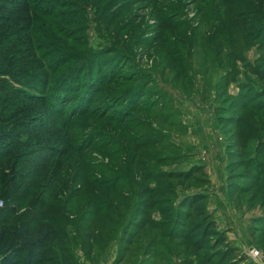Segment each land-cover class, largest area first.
Instances as JSON below:
<instances>
[{"label": "rangeland", "instance_id": "374dc122", "mask_svg": "<svg viewBox=\"0 0 264 264\" xmlns=\"http://www.w3.org/2000/svg\"><path fill=\"white\" fill-rule=\"evenodd\" d=\"M69 1L34 41L28 69L40 82L3 71L14 90L0 92V116L38 148L35 193L50 190L80 264H214L212 242L177 235L187 195L202 196L216 231L264 263V225L252 224L264 211V0ZM66 137L75 149L61 156ZM10 173L16 184L24 176Z\"/></svg>", "mask_w": 264, "mask_h": 264}, {"label": "trees", "instance_id": "16d2710c", "mask_svg": "<svg viewBox=\"0 0 264 264\" xmlns=\"http://www.w3.org/2000/svg\"><path fill=\"white\" fill-rule=\"evenodd\" d=\"M93 1H96L95 4L99 7L101 2H105L104 7L108 8L118 0ZM70 2L72 1L0 0V92L9 94L14 90L12 83L1 76L8 73L3 72L8 71L6 69H9L15 82H40L39 76L30 73L28 69L37 63L38 55L34 50V41L44 32L41 29L42 23L47 24L51 18L67 16L66 8L72 6ZM246 2L250 3L249 0ZM59 6L62 9L55 12ZM99 9L97 8V11ZM113 11L116 13L117 10ZM219 34L225 35V32L219 31ZM44 36L51 37L46 33ZM59 42L55 40L50 46L56 48L60 46ZM66 57H69V53ZM73 59L85 58L77 55ZM11 66L15 70L11 69ZM61 84L62 87L56 86L58 90L64 87L63 82ZM133 95L127 96L126 102L134 104L138 95ZM19 131L20 128L16 127L13 121L0 116V197H3V203L5 202L4 206H0V264H80L70 247V237L66 229L54 214L52 205L50 206V190L44 193L40 189L35 193L41 183L44 167L40 169L32 166L34 161L31 156L38 152V148L34 149L32 140L24 138ZM63 141L65 145L62 146L61 156H66L71 149H75V145L70 142L69 137ZM61 159V163L65 165L68 158ZM238 162L231 160L230 166L238 165ZM10 172H23L24 176L16 184L18 176L13 177ZM230 174L229 182L233 188H237L240 183L234 178L239 173L232 169ZM250 174V179H259L254 169ZM54 179L52 174L49 184L46 185L54 186ZM153 192V188L145 189L147 195ZM182 204L183 207H179L175 213V224H180L177 235L186 237L201 247L209 246L212 242L213 249L210 251L209 260L216 257L214 264H255L245 254L240 253L224 235L216 231L214 221L208 218L202 196L187 195ZM138 206L147 211L149 205L146 200L141 199ZM260 206H264V201ZM162 212L164 215L168 214L165 208ZM253 218V225H264V211ZM125 238L130 241L127 236ZM86 240H93L90 233L86 235ZM127 248L125 246L122 250ZM123 256L116 258L112 264H119Z\"/></svg>", "mask_w": 264, "mask_h": 264}, {"label": "built area", "instance_id": "2783aa9c", "mask_svg": "<svg viewBox=\"0 0 264 264\" xmlns=\"http://www.w3.org/2000/svg\"><path fill=\"white\" fill-rule=\"evenodd\" d=\"M3 204V200L0 199V205ZM250 258H253L255 261H259L262 259L261 251L258 248H253L251 251H249ZM259 264H264L263 262H260Z\"/></svg>", "mask_w": 264, "mask_h": 264}]
</instances>
